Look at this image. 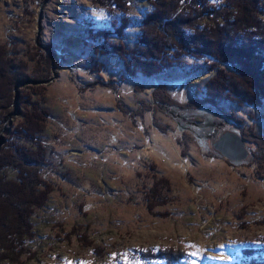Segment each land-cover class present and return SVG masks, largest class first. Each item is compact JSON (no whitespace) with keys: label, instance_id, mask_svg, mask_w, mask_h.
Listing matches in <instances>:
<instances>
[{"label":"rangeland","instance_id":"rangeland-1","mask_svg":"<svg viewBox=\"0 0 264 264\" xmlns=\"http://www.w3.org/2000/svg\"><path fill=\"white\" fill-rule=\"evenodd\" d=\"M190 1L0 0V152L29 151L32 139L18 136L33 104L49 115L38 138L50 169L17 217L28 233L2 236L16 222L5 218L0 264H153L145 258L157 252L181 253L183 264L264 259V100L216 97L215 64L198 52L164 57L170 68L152 78L124 69L166 34L141 24L162 4L188 32L223 27ZM257 7L264 28V0ZM225 133L243 141L246 163L214 151Z\"/></svg>","mask_w":264,"mask_h":264},{"label":"trees","instance_id":"trees-1","mask_svg":"<svg viewBox=\"0 0 264 264\" xmlns=\"http://www.w3.org/2000/svg\"><path fill=\"white\" fill-rule=\"evenodd\" d=\"M258 1L261 0H222L218 7H213L209 0H191L190 2L199 5L203 9L201 14L205 18H210L211 21L221 19L225 22L222 28L212 29L205 34L202 33V35L198 31L188 32L187 29H184L188 23L183 21L186 19L182 20L175 16L176 10H170L164 7L163 4L158 9L155 6L156 11L154 10L141 24L146 27L153 26V28L162 30L166 34L155 48H146L144 52L136 51L139 53L137 54L139 55L138 58H144L148 63L155 62V64L151 63L148 64V67H145L146 63L140 64L141 60L136 61L138 58H132L130 60L131 63L133 62L132 64L124 63L126 73L128 74L129 69L135 67L141 71L143 77L152 78L170 68L169 65H163L166 61L163 60L164 57L167 60H173L177 59L175 52H180V57H193L198 52L211 58L213 64H215L208 69V71H214L217 74L214 80L217 83L214 84L213 82L210 85L217 93V96L213 95V97L216 96L228 101H231L230 98H232L235 102L246 106H260L262 100H264V28L256 23L255 14L259 12ZM240 5L243 6L241 8L244 12L243 16H241V11L238 10ZM120 23L121 25L124 24L122 20ZM111 26H115V23H111ZM188 27L190 28V26ZM115 30H118V32H113L114 35L120 34L119 29L115 28ZM240 32L242 33L239 34ZM143 43V46L149 44ZM150 45L154 44L150 42ZM217 46L221 49H216ZM217 64L230 66L235 76L216 70ZM14 75L18 76L17 73ZM236 76L238 79L234 78ZM220 86L222 94H226V96L218 94ZM31 107L30 114L27 117L25 116L27 127L19 132V134L24 133L26 137L18 136L25 140L32 139H28L32 142L28 147L29 151L22 146L10 144L0 152V230L4 225L5 218L8 216L10 219L14 218L16 220L14 223L16 230H14V227L13 230L8 232L1 230L2 236L8 235L11 237L12 234L18 235L19 232L22 234L23 227L25 229L23 232L28 233V227L24 226L26 222L19 220L17 217L21 212L25 213L26 200L37 193H41L42 188L45 187L43 172L50 170L45 158V145L38 138L44 130L49 115L47 111L38 110L33 104ZM10 171L15 172L14 178H9L8 173ZM3 216L4 218H2ZM5 223L9 224L7 221ZM20 238L21 235L18 239ZM256 254H264V247L256 251ZM146 257L145 259L153 264H183L181 253L157 252ZM240 264H264V259H250L242 261Z\"/></svg>","mask_w":264,"mask_h":264},{"label":"water","instance_id":"water-1","mask_svg":"<svg viewBox=\"0 0 264 264\" xmlns=\"http://www.w3.org/2000/svg\"><path fill=\"white\" fill-rule=\"evenodd\" d=\"M214 151L232 165L246 163L247 153L243 141L236 133L222 134L212 145Z\"/></svg>","mask_w":264,"mask_h":264}]
</instances>
